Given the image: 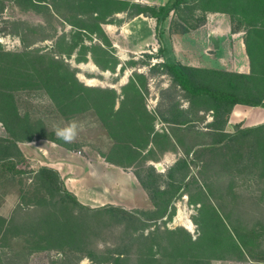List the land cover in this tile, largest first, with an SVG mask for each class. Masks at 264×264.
Here are the masks:
<instances>
[{"label": "rangeland", "instance_id": "rangeland-1", "mask_svg": "<svg viewBox=\"0 0 264 264\" xmlns=\"http://www.w3.org/2000/svg\"><path fill=\"white\" fill-rule=\"evenodd\" d=\"M131 1L0 0V50L22 56L19 70L27 78L18 79L10 89L18 111L12 120L14 135L0 121V140L10 138L25 150L20 169L27 172L12 178L0 169V264H114L116 258L120 259L118 264H190L194 250L182 240L190 241L191 237V241H196L204 230H211L206 225L210 215L200 213L208 201L198 188L208 175H213L214 184L217 183L215 196L209 202L217 203L218 209L233 214L234 219L248 212L255 215L264 234L263 169L252 167L232 175L231 168L216 162L203 173V166L213 158L209 153L199 155L194 151H201L212 140L208 124L216 118L214 104L191 100L162 68L165 61L189 63V33L204 26L210 17L225 18L232 32L236 30L240 33L238 38L245 41L252 27L251 13L243 11L248 1L221 0L216 5L209 0H186L161 29L165 39L170 38L177 47V52L173 51L169 44L163 56L159 53V29L157 44L137 54L128 46L115 47L105 32L103 25H120L130 18L131 5L136 4ZM36 54L46 55L44 67L31 63ZM28 60L31 64L27 65ZM244 62L250 70L248 56ZM49 67L53 74L67 73L69 84L75 75L79 83L89 88L87 92L79 86L73 89L85 95L86 102L81 101L74 108L65 102L61 108L50 93L52 89L38 76L33 77L34 69L48 72ZM213 67L218 68L199 69L200 79L207 77V70L233 69L231 60L213 63ZM81 76L95 82L88 84ZM209 84L222 89L230 87L222 75L212 76ZM2 86L0 91L7 95ZM174 104L192 112L195 121L190 127L178 129L157 116V112H165ZM258 112L264 113V108L234 107L223 130L215 133L216 139L239 129L264 125V116ZM221 117L225 119L224 115ZM73 121L78 124V136L66 143L55 135V130ZM48 148L82 159L102 156L146 181L151 179L149 171L153 167L160 177L151 187H159L160 192L167 194L156 206L147 192V209L129 211L134 217L128 220L91 212L95 208L77 199L88 211L84 210L64 190L54 192L36 181L35 173L41 168L57 171L49 164L62 161L58 152L48 154ZM1 150V165L20 161L15 150ZM182 159L189 162L186 176L179 172L171 179L169 170ZM158 165H163V169H158ZM184 220L193 223V232L183 226ZM182 246L185 247L179 249ZM260 249L261 245L255 248L256 252ZM212 264L254 263L215 260Z\"/></svg>", "mask_w": 264, "mask_h": 264}, {"label": "trees", "instance_id": "trees-1", "mask_svg": "<svg viewBox=\"0 0 264 264\" xmlns=\"http://www.w3.org/2000/svg\"><path fill=\"white\" fill-rule=\"evenodd\" d=\"M185 1L186 0H171L166 5L155 8L133 4L131 5L133 12L130 18L139 15L154 17L158 19V27L162 25V28H164V24L168 20L170 14L185 3ZM209 1L217 5L220 4L219 2L221 0ZM222 1L225 3L227 0ZM247 1V7H245L243 11L245 14L251 13L250 17L252 19V25H250L252 27L249 28L247 33L250 35L245 37L244 41L251 66V72L249 74H240L225 70H207L205 71L206 74H208L207 77L201 80L198 75L200 72L199 69L186 66L176 61H165L162 65L163 71L171 76L173 83L187 93L191 100H209L214 104L213 110L216 118H214V122L208 124L210 132L213 133L211 135L212 140L205 144L201 151H194V154L198 153L199 155L209 153L213 158L203 166V173L206 172L208 166L214 165L216 162H218L220 166L231 168L232 175L242 174L244 171L248 170V168L252 167L255 169L262 168L264 171V125L255 128L239 129L234 134H223L222 138L218 140L216 139L218 135L215 134L223 130L224 125L228 123V118H230L233 108L237 105L264 108V0ZM148 11H151V14H149ZM257 23H261V25H263L261 27L263 28H258ZM233 31L235 33L237 32L234 29ZM162 33L163 31L161 30L162 44L159 53L163 56L167 53L168 46ZM21 60L22 56L20 55L4 53L0 50V86L3 85L2 88L8 92L7 95H4L0 91V121L4 123L9 134L12 135H14V121L12 120L17 118L16 114L18 111L13 101L14 96L10 93V89L14 88V84L18 79H27L25 73L21 72V69L19 70ZM30 61L38 68L39 65L44 67L47 62L46 55L36 54L32 56ZM30 61L28 60L27 65L31 64ZM123 70L124 67L122 68V71ZM47 71L48 72H44V70L41 69H34L33 77L36 78L38 76V79H41L43 83L52 89L50 93L53 98L59 102L61 108V104L65 102L73 108L78 107L77 105H79L81 101L86 102L84 99L85 95L83 97L80 95V92H74L73 89L75 86H79L80 90L87 92L89 88L79 83L75 75L74 82L69 84V75L67 73L61 75L53 74V69L50 67ZM217 75H222L227 78L230 87L222 89L218 86L210 85L209 83L210 80H212V76ZM236 81L239 84L235 83ZM260 83L262 84L261 87H259ZM241 91L243 92L240 93ZM113 93L116 97V93ZM164 111L165 112H157V116L164 123L172 124L178 127V129H186L184 127H190L195 121L191 111H187L175 104L168 106ZM223 115L225 119L221 117ZM1 149H4L3 151L5 152L13 149L16 152L15 157L21 159L18 162L10 161L9 163H3V165H1L0 156V169L6 171L12 178L26 175L27 172L20 169V164L25 162L20 147H17L16 143H13L9 138L0 140V153L2 151ZM187 154H189V152H187ZM110 163L120 166L113 162ZM188 168V160L182 159L169 170L168 174L171 176V179L174 178V173L184 172L186 176V170ZM35 174L36 181L39 184L54 192L64 190L65 195L75 204L87 210L78 202L77 198L65 188L58 171L49 167H43ZM135 175L143 188L148 192L151 200L158 206L159 200H161V198L164 199L163 197L167 193L160 192L161 190L159 187H151V184L160 177L156 173L155 168H150L149 176L151 179L148 181L141 175ZM215 184H217L216 181ZM215 184L213 175H208L203 185H201L202 187H198L201 190L200 195L205 196V200L208 201L204 203L200 213L201 215L206 213L210 215V218L208 217L209 219L206 221V225L211 230H204V234L201 235L202 237L196 241H191V237H188L190 241L187 239L184 241L182 240V242H185L183 244H189L188 248L194 250L188 263L212 264L215 260H235L245 263L252 261L254 264H264V250L262 247L264 245V234L261 233L260 223L255 222L254 219V217H258L250 215L248 212V214L244 216H239L240 219H234L233 214L225 212L223 208L218 209L217 203L214 204L211 201L209 202V200L215 196ZM165 202L167 203L168 201L165 199ZM95 209L91 212L96 211L110 214L112 217L121 220L133 219L134 217L131 212L115 206ZM210 231L211 233L209 235ZM260 245L261 249L256 252L255 248ZM184 247L185 246L179 247V249ZM234 254L236 256H234ZM119 262L120 259L116 258L114 264H118Z\"/></svg>", "mask_w": 264, "mask_h": 264}, {"label": "crops", "instance_id": "crops-1", "mask_svg": "<svg viewBox=\"0 0 264 264\" xmlns=\"http://www.w3.org/2000/svg\"><path fill=\"white\" fill-rule=\"evenodd\" d=\"M170 1L132 0L131 2L144 6L162 7ZM227 23L225 18L217 15L214 18H208L204 26L192 30L189 33L192 53L189 63H184V65L195 69H213L218 68L213 67V63L223 64L226 60H231L233 69L230 71L249 74L251 68L249 70V66L244 65L245 58L248 56L244 39L238 38L240 33H233L231 26ZM103 28L115 47L124 49V46H128L133 54L143 53L150 46L153 48L157 44L158 19L154 17L139 15L128 18L120 25H103ZM164 40L167 46L170 44L171 50L177 52V47L173 41H170V38L167 40L164 37ZM236 107L242 108V105ZM258 113L264 116V113ZM52 145L68 151L54 143ZM22 149L24 153L25 150ZM36 151L39 153L40 150L36 149ZM44 151L52 154L59 150L48 148ZM58 154L63 157L62 161L49 164V166L59 171L69 192L76 196L82 204L92 208L115 206L128 211L147 209L149 196L135 173L106 161L102 156L82 159L76 155L63 153L64 156L61 152Z\"/></svg>", "mask_w": 264, "mask_h": 264}, {"label": "clouds", "instance_id": "clouds-1", "mask_svg": "<svg viewBox=\"0 0 264 264\" xmlns=\"http://www.w3.org/2000/svg\"><path fill=\"white\" fill-rule=\"evenodd\" d=\"M78 131H79L78 124L75 121H73L69 123L67 126L58 127L55 130V135L64 142L71 143L77 138Z\"/></svg>", "mask_w": 264, "mask_h": 264}, {"label": "bare ground", "instance_id": "bare-ground-1", "mask_svg": "<svg viewBox=\"0 0 264 264\" xmlns=\"http://www.w3.org/2000/svg\"><path fill=\"white\" fill-rule=\"evenodd\" d=\"M81 78H84V77L81 76ZM84 79H86V78H84ZM86 80H87L88 84H93L95 82L91 79H86ZM158 167L160 169H162L163 165H158ZM182 224L187 230L192 231V232L194 231V225L190 220H184V221H182Z\"/></svg>", "mask_w": 264, "mask_h": 264}, {"label": "water", "instance_id": "water-1", "mask_svg": "<svg viewBox=\"0 0 264 264\" xmlns=\"http://www.w3.org/2000/svg\"><path fill=\"white\" fill-rule=\"evenodd\" d=\"M158 29H159V39H160V41L162 42L161 34H160V33H161V29H162V25H160ZM156 167H157L158 169H160L158 166H156ZM162 169H163V168H162ZM160 170H161V169H160Z\"/></svg>", "mask_w": 264, "mask_h": 264}]
</instances>
